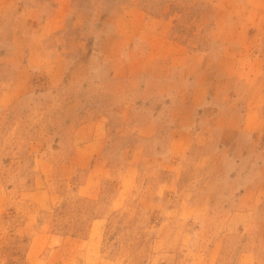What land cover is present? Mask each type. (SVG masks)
Wrapping results in <instances>:
<instances>
[{
    "label": "rangeland",
    "instance_id": "obj_1",
    "mask_svg": "<svg viewBox=\"0 0 264 264\" xmlns=\"http://www.w3.org/2000/svg\"><path fill=\"white\" fill-rule=\"evenodd\" d=\"M0 264H264V0H0Z\"/></svg>",
    "mask_w": 264,
    "mask_h": 264
},
{
    "label": "crops",
    "instance_id": "obj_2",
    "mask_svg": "<svg viewBox=\"0 0 264 264\" xmlns=\"http://www.w3.org/2000/svg\"><path fill=\"white\" fill-rule=\"evenodd\" d=\"M147 60V59H146ZM141 61V64H142V60H140Z\"/></svg>",
    "mask_w": 264,
    "mask_h": 264
}]
</instances>
